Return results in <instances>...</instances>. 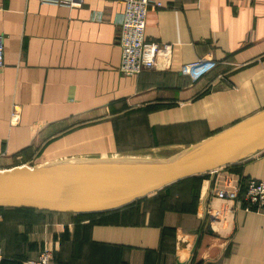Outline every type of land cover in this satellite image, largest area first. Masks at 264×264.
<instances>
[{"label":"crops","instance_id":"obj_1","mask_svg":"<svg viewBox=\"0 0 264 264\" xmlns=\"http://www.w3.org/2000/svg\"><path fill=\"white\" fill-rule=\"evenodd\" d=\"M155 1L145 38L172 44L170 62L126 75L120 0H0V170L40 159H166L264 108L263 2ZM198 58L217 64L192 80L181 66ZM229 174L264 180V151L117 210L28 227L0 214L9 235L0 233L1 264H25L42 248L56 264H264L263 212L236 202L217 228L206 214Z\"/></svg>","mask_w":264,"mask_h":264},{"label":"water","instance_id":"obj_2","mask_svg":"<svg viewBox=\"0 0 264 264\" xmlns=\"http://www.w3.org/2000/svg\"><path fill=\"white\" fill-rule=\"evenodd\" d=\"M262 151L264 108L166 159L71 158L0 170V207L56 213L115 210Z\"/></svg>","mask_w":264,"mask_h":264},{"label":"built area","instance_id":"obj_3","mask_svg":"<svg viewBox=\"0 0 264 264\" xmlns=\"http://www.w3.org/2000/svg\"><path fill=\"white\" fill-rule=\"evenodd\" d=\"M41 2L73 6L82 0H40ZM123 3L122 18L117 34L121 49L119 69L123 74L136 75L142 70L153 68L158 59L168 64L171 59L172 44L145 38L147 12L152 7H160L162 3L155 0H120ZM264 3V0H258ZM4 40L0 33V67L4 65ZM217 62L213 59L198 58L181 66V72L196 80L212 70ZM18 120L15 109L11 111L10 122ZM218 170V169H217ZM216 170V171H217ZM214 171V172H216ZM240 191V178L237 175L225 176L221 183L211 190V203L207 204L206 214L209 221L217 228L221 221L228 219L236 210V198ZM243 200L246 209L254 208L264 213V180L251 178L248 180ZM210 202V201H209ZM1 219V217H0ZM3 253L0 248V264ZM25 264H56L52 252L42 248L34 257L27 258Z\"/></svg>","mask_w":264,"mask_h":264},{"label":"trees","instance_id":"obj_4","mask_svg":"<svg viewBox=\"0 0 264 264\" xmlns=\"http://www.w3.org/2000/svg\"><path fill=\"white\" fill-rule=\"evenodd\" d=\"M200 176L201 175H199V176H197V175L189 176V177H186V178L181 179V180H183V181H185V180H193V181H197L198 182V180L200 179ZM181 180H178V181H181ZM248 180H249V178H246V179L242 178L241 179V177H240V191H239L238 196L236 198V202H237V204H239L240 207L241 206L245 207L247 205V203L243 200V194L245 192ZM142 199L141 198L137 199L136 201L130 203V205L134 204V203H137L139 200H142ZM93 213H103V212L56 213V212H49V211H42V210H35V209H28V208L0 207V214L3 216L4 220H6V221L16 220V222H18L21 225H24L25 227H28V226H31V225L35 224L36 221H37L36 218H42L43 219V218L49 217V216L54 215V214L78 215V214H93ZM0 233L4 237L9 238V235L7 234L6 230L1 231ZM5 246H6V249L9 250L10 247H11V241H6ZM0 248L2 250L3 257H4V252L6 251L4 245L3 246L0 245ZM53 261H54V258H53ZM1 263H2V261H1Z\"/></svg>","mask_w":264,"mask_h":264},{"label":"rangeland","instance_id":"obj_5","mask_svg":"<svg viewBox=\"0 0 264 264\" xmlns=\"http://www.w3.org/2000/svg\"><path fill=\"white\" fill-rule=\"evenodd\" d=\"M124 159V158H123ZM68 160H70V159H68ZM45 160H38V161H36V162H33V163H30V164H28V165H31V166H33V165H39V163H43Z\"/></svg>","mask_w":264,"mask_h":264},{"label":"bare ground","instance_id":"obj_6","mask_svg":"<svg viewBox=\"0 0 264 264\" xmlns=\"http://www.w3.org/2000/svg\"><path fill=\"white\" fill-rule=\"evenodd\" d=\"M175 156V155H174ZM170 157V156H169ZM73 160H75V159H73ZM73 160H71V161H73Z\"/></svg>","mask_w":264,"mask_h":264}]
</instances>
